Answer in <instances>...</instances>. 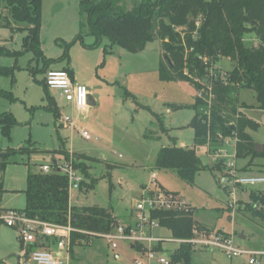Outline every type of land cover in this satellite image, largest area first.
I'll return each mask as SVG.
<instances>
[{
	"label": "rangeland",
	"instance_id": "1",
	"mask_svg": "<svg viewBox=\"0 0 264 264\" xmlns=\"http://www.w3.org/2000/svg\"><path fill=\"white\" fill-rule=\"evenodd\" d=\"M79 1L47 0L41 12L40 37L45 59L57 61L67 54L66 60L50 65L49 70L69 68L74 83L84 85L92 92L95 105L90 99L89 107L82 111L69 107L56 92L46 93L42 84L43 65L36 62L31 53L12 55L22 52V40L26 36L14 29L25 25L14 23L0 0V51L3 50L0 68L17 67L12 81L10 77L0 76V90L14 99L11 101L0 95V114L10 113L17 123L9 140L0 130V149L18 150L29 142L28 151L35 152L16 155L12 159L16 164L8 165L0 173L2 187L7 190L2 194L0 206L22 207L28 173L35 174L39 167L49 166L54 159L47 151L61 149L73 155L87 154L85 156L90 158L84 163L87 171L83 180L87 189L84 187L73 194L70 198L73 206L110 208L115 216H119L126 208L136 206V192L140 191V186L152 183V186L159 185L168 192L178 193L181 201L194 210L197 223L216 225L219 231L232 236L236 247L264 252V222L243 214L240 210L244 207L239 203L233 216L223 208L227 198L220 182L221 169L200 171L192 186L183 183L173 172L155 169L159 150L173 145L194 149L207 168L217 166L208 158L206 148H194V134L189 127L194 116L195 98L203 93L184 82L160 79L159 65L164 62V52L155 32L154 40L137 54H130L118 46L106 48V39L93 46L95 39L87 35L86 19L79 14ZM131 5L132 0L121 3L126 10H130ZM82 23L85 27H81ZM244 41L247 45H258L252 34H246ZM234 66L229 60L220 59L212 70L224 74ZM51 102L57 107L58 119L48 109ZM238 104L247 107L242 113L258 125L255 132H250L252 139L264 144V112L257 109L255 93L241 90ZM224 117L233 121L228 112H224ZM64 118H69L76 128L70 124L63 126ZM80 131L86 132L89 140L83 139ZM61 141L64 146L59 147ZM59 157L56 155L55 160L62 164ZM237 168L263 173L264 160L256 158L251 164L249 159L237 161ZM152 174H155L156 182L151 180ZM92 185L93 189H89ZM237 199L247 203L248 192L238 194ZM241 232L244 240L238 238ZM159 235L170 237L166 231ZM18 237L15 229L0 223V264H31L30 250L23 245L22 256L18 258ZM174 247L166 245L164 249L170 251ZM71 254L75 260L67 264H134L138 256L128 243L121 242L117 250H112L102 239L91 247H73ZM116 254L119 260H115ZM192 259V264H248V258L244 256L228 260L217 250L196 251ZM260 264H264V256Z\"/></svg>",
	"mask_w": 264,
	"mask_h": 264
},
{
	"label": "trees",
	"instance_id": "2",
	"mask_svg": "<svg viewBox=\"0 0 264 264\" xmlns=\"http://www.w3.org/2000/svg\"><path fill=\"white\" fill-rule=\"evenodd\" d=\"M2 1L9 13L8 17L16 24L25 25L14 29L26 33V36L22 40V52H15L13 56L31 53L36 62L42 63L43 73L48 71L50 65L67 59V54L57 61L47 60L43 56L40 37L42 0ZM124 1H79V14L86 19L87 35L95 39L93 46L106 39V48L118 46L130 54H137L154 40L155 32L164 52V62L159 65L160 79L184 82L203 93L201 97L195 98L192 106L194 116L189 124L194 134V148L208 147L214 153L225 139L235 133L237 161L249 159L251 164L256 158L264 160V145L262 152L256 153L254 147L257 143L250 134L257 130L258 125L242 113L246 106L238 104L239 92L247 89L255 93L257 109L264 112V0H132L130 10L121 6ZM81 27L85 25L82 23ZM246 34L254 35L258 45H247L244 41ZM106 48L104 53L108 52ZM0 52L3 53V50ZM220 59L234 63V68L224 74L212 70ZM16 69V66L0 68V76L10 77L12 81ZM63 70L72 80V71L68 68ZM42 84L47 93L44 81ZM0 95L14 101L11 94L2 90ZM209 97L213 100L211 102L210 99L208 105ZM48 109L55 114L56 119L59 118L54 102L49 104ZM224 112L229 113L232 122L224 117ZM16 124L10 113L0 114V130L4 138L10 139V132ZM26 146L18 150H0V173L8 165L16 164L12 161L16 155L35 153L28 151ZM47 153L54 160L56 155L64 160L69 157L61 149ZM73 157L76 160L74 168L84 178L87 171L84 163L90 158L85 155ZM218 165L221 167L219 163L212 169L207 168L194 149L175 145L160 149L155 159V169L173 172L189 186L193 185L200 171H222ZM238 171L243 174L247 172ZM93 186L89 189H93ZM67 187L66 177L55 170L49 174L28 173L23 191L25 206L19 212L27 218L49 224L70 223L74 229L87 233L106 234L114 231L116 219L110 208L71 206ZM84 187L87 189L83 180L80 190ZM3 192L0 180V198ZM239 204L244 208L238 211L253 220L264 222V192H251L249 201ZM150 217L157 220L161 230L172 238L189 239L194 227L210 232L196 222L192 208L154 211ZM92 240L88 235L73 233L70 248L85 247ZM135 247L140 251L139 246ZM162 249L158 248L159 251ZM193 253L190 246L181 245L171 259L174 263L192 264Z\"/></svg>",
	"mask_w": 264,
	"mask_h": 264
},
{
	"label": "built area",
	"instance_id": "3",
	"mask_svg": "<svg viewBox=\"0 0 264 264\" xmlns=\"http://www.w3.org/2000/svg\"><path fill=\"white\" fill-rule=\"evenodd\" d=\"M44 85L48 91H54L59 98L70 107L82 111L89 107L88 96L89 91L84 85L74 83L66 71L64 70H48L44 75ZM198 97H201L199 94ZM208 100V105L210 104ZM70 124L72 128H76L71 124L69 118L63 119V126ZM83 139L89 140L86 132H81ZM237 138L233 133L232 137L225 139L223 145L214 153L208 149L209 158L221 164L224 184L227 188L226 210L233 216L235 207L239 203L237 199L238 192L243 189H254L259 186L264 187L263 175H244L239 173L236 159ZM231 149V150H230ZM68 160H63L62 164L57 163V167L49 166L39 167V172L49 174L52 171L62 173L68 184L69 198L73 193L80 191L83 177L79 170L74 168L75 158L72 153L68 154ZM151 180L155 181V175L151 176ZM189 208L180 197L172 193H155L140 199L135 206V224L133 227H126L118 224L112 233L94 234L74 229L70 223L66 225H54L40 222L36 219H30L25 214L9 210L0 215V223L15 229L19 234L21 244L25 248L31 247L30 262L31 264H65L64 259L57 257L52 251L42 248V245L48 239L56 240V248L59 251L67 252L70 250L71 234H85L93 239H102L109 245L112 250H116L121 242L130 245L139 246L143 259H137L134 264H179L174 263L171 256L175 250L181 245L190 246L193 251H220L228 260L234 258L246 257L248 264H260V259L264 256V252L246 251L233 244L232 236L225 232L218 231H200L196 227L191 230L189 239H176L172 237H161L155 235L154 232L161 230L157 220L150 217L154 211H181ZM172 245L176 249L167 251L164 246ZM163 248L158 250V248Z\"/></svg>",
	"mask_w": 264,
	"mask_h": 264
},
{
	"label": "crops",
	"instance_id": "4",
	"mask_svg": "<svg viewBox=\"0 0 264 264\" xmlns=\"http://www.w3.org/2000/svg\"><path fill=\"white\" fill-rule=\"evenodd\" d=\"M47 0H42V8H43V6H44V4H45V2H46ZM77 2H78V0H77ZM42 26V25H41ZM41 29H42V27H41ZM40 34H41V32H40ZM65 67H62V69L61 70H63ZM69 69V68H68ZM49 70V69H48ZM70 70V69H69ZM72 81H73V72H72ZM74 82V81H73ZM89 96H90V98L93 96L92 95V92H89ZM69 106V105H68ZM70 107V106H69ZM62 126V125H61ZM62 144H63V146H64V142H62L61 141V144H60V146L59 147H61L62 146ZM257 144H259V143H257ZM259 145H264V144H259ZM180 147L181 148H184L182 145H180ZM58 149V148H57ZM64 149H65V147H64ZM1 150V149H0ZM54 150V149H53ZM2 151H4L3 149H2ZM65 151H67L66 149H65ZM207 151V150H206ZM68 152V151H67ZM69 153H72V152H68V154ZM72 154H74V153H72ZM84 155H87V154H84ZM207 156H208V154H207ZM60 159H62V161L64 160L63 159V157H59ZM208 158H209V156H208ZM56 162H58L57 160H56ZM241 174H243V173H241ZM152 175H155V174H152ZM244 175H263L264 176V174L263 173H252V172H250V171H247L246 173H244ZM154 182H156V176H155V181ZM220 182L223 184V189H224V191H225V194H226V198H227V188H226V185L224 184V180L220 177ZM3 193L2 194H6V192H7V190H4L3 189ZM22 192V191H21ZM160 192H165V193H171V192H168V191H166V190H164L161 186H159V185H155V186H152V183L150 184V185H142V186H140V191H138L137 190V192H136V199L139 201L140 199H142L143 197H145V196H148V195H151V194H155V193H160ZM248 192V195L251 193V192H264V187L263 186H259V187H257V188H254V189H243V190H240L239 192H238V194H242V193H247ZM2 194H1V198H2ZM74 194V193H73ZM173 194V193H172ZM176 195H178V193H175ZM76 195V194H75ZM73 196V195H72ZM179 196V195H178ZM76 197V196H75ZM1 198H0V202H1ZM72 198V197H71ZM137 201V202H138ZM226 202V201H225ZM223 203V208H224V206H225V204L226 203ZM239 202H241V201H239ZM243 203V202H242ZM70 205L71 206H73L71 203H70ZM24 206H25V198H24V205L22 206V207H20L19 209H13V208H11V207H1L0 206V215L1 214H3L4 212H6V211H9V210H15V211H20V210H22L23 208H24ZM188 206V205H187ZM84 207H86V206H84ZM189 208H191L190 206H188ZM113 213V212H112ZM113 216L115 217V219H116V221L118 222V224H120V225H123V226H126V227H133V225L135 224V207H132V208H130V209H125L124 211H123V213L122 214H119V216H115L114 214H113ZM232 220V219H231ZM199 225H201V226H203L205 229H207V230H210V231H219V228H217V226L216 225H206V224H204V223H198ZM162 232H163V230H157V231H155L154 232V234L155 235H158V236H161V235H159V234H162ZM222 232H224V231H222ZM168 234V233H167ZM161 237H163V236H161ZM245 239V238H244ZM98 240H100V239H93L91 242H90V244H88L87 246H85V247H91V246H93L94 244H95V242L96 241H98ZM18 241H19V244H20V253H19V256H18V258L20 259V256H22V251H21V242H20V239H19V237H18ZM121 243H119L118 244V246L120 245ZM106 245H107V247H109V245L106 243ZM129 245V247H130V249L131 250H135L136 252H137V254H138V256H137V258L136 259H134V260H137V259H143V254L138 250V249H136V247L134 246V245H130V244H128ZM42 248H44V249H46V250H49V251H52V252H54L55 254H56V256L57 257H61L62 259H64V261H65V264H67L69 261H72L73 262V259L75 260V258H74V256H72V249L70 248V250L68 251V253L67 252H62V251H59V250H57V248H56V240L55 239H48V240H46V242L42 245ZM110 248V247H109ZM117 249H118V247H117ZM116 249V250H117ZM173 249H176V247H174ZM173 249H171V250H173ZM29 250L31 251L32 250V248L31 247H29ZM196 252V251H195ZM197 252H202V251H197ZM213 252V251H212ZM70 254V255H69ZM66 258V259H65ZM193 258V257H192ZM115 260H119V256L116 254L115 255ZM192 261H193V259H192ZM152 264H157L156 262H153Z\"/></svg>",
	"mask_w": 264,
	"mask_h": 264
},
{
	"label": "water",
	"instance_id": "5",
	"mask_svg": "<svg viewBox=\"0 0 264 264\" xmlns=\"http://www.w3.org/2000/svg\"><path fill=\"white\" fill-rule=\"evenodd\" d=\"M8 14L9 13L7 12V15ZM90 99L94 102L93 98L92 97L90 98V96H88V102H89ZM94 105H95V102H94ZM262 148H263L262 145L256 144L255 147H254V150H255L256 153L260 154L262 152ZM51 164H52L53 167H57L56 160H52ZM238 238L241 239V240H244V236H243L242 232L239 234Z\"/></svg>",
	"mask_w": 264,
	"mask_h": 264
}]
</instances>
